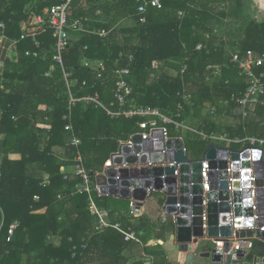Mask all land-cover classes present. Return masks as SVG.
Returning <instances> with one entry per match:
<instances>
[{
	"label": "trees",
	"instance_id": "obj_1",
	"mask_svg": "<svg viewBox=\"0 0 264 264\" xmlns=\"http://www.w3.org/2000/svg\"><path fill=\"white\" fill-rule=\"evenodd\" d=\"M59 2L0 0V23L5 24L0 33L17 41L0 72V264H138L140 244L127 241L112 227L97 231L98 217L89 211L88 195L76 193L82 179L72 167L76 148L65 130L68 95L63 71L53 61L52 30L45 25L22 28L23 22L45 15ZM137 6L136 0L72 1L69 16L80 19L85 28L73 33L64 53L65 67L78 81L76 95L98 91L105 103L114 99V79L101 85L94 66L83 63L103 60L110 72L130 69L132 96L140 105L173 115L182 104L180 119L190 118L209 133L232 139L264 137V105H254L243 119L241 106L230 100L242 96L247 87L238 65L230 62L231 52H264V19L257 21L243 0H163L162 8L151 7L145 14ZM239 19L243 20L238 29L233 22ZM99 31L107 35L101 37ZM216 64H223V71L208 80L210 66ZM83 80L88 85L83 86ZM227 99L229 104H224ZM222 114L233 120H222ZM73 120L87 167L101 171L119 141L143 131L139 123L148 119H113L101 108L79 104ZM201 141L207 150L211 142ZM220 144L235 150L245 146ZM95 181L93 176L92 184ZM93 196L109 211L111 222L130 224L128 201L97 191ZM124 201L127 208L122 207ZM136 216L134 226L142 231V240L158 241L145 248L155 255L156 264H179L170 261L163 246L166 235L175 232L172 217L162 223L144 211ZM13 223L17 227L10 237ZM260 249L256 241L248 259L264 256Z\"/></svg>",
	"mask_w": 264,
	"mask_h": 264
},
{
	"label": "built area",
	"instance_id": "obj_2",
	"mask_svg": "<svg viewBox=\"0 0 264 264\" xmlns=\"http://www.w3.org/2000/svg\"><path fill=\"white\" fill-rule=\"evenodd\" d=\"M72 1L60 0L58 4L47 8L45 15L37 16V24L45 25L46 29L52 30L55 39L53 61L63 71L68 95L67 113L64 115L67 119L65 130L70 135L71 145L76 148L72 167L75 175L82 179L76 193L88 195L89 211L98 217L96 230L102 231L107 227L116 229L127 241H135L142 247L138 264H156L155 255L145 248L157 244L158 241L151 239L144 242L141 237L142 231H138L134 226L137 213L143 211V206L139 207V200L134 197V184L143 182L149 185L157 182L162 187L159 190L153 188L149 193L154 191L164 193L159 221L165 223L169 217H172L180 245L186 243L188 247H194L189 251L198 254L199 244L205 240L210 242L211 248L204 251L214 250L221 253L222 264H244V259H248L254 251L256 241H260L261 247L264 248V239L256 234L257 231L264 232V137L247 136L245 139H232L226 134L209 133L193 125L190 118L180 119L182 104L177 105V111L173 115H167L159 108L140 105L132 96L134 89L128 80L130 69L122 67L110 72L103 60L92 64L90 60L84 59L83 63L85 66H94L101 85L105 86L112 78L114 79V99L105 103L98 91L76 95L73 88L78 81L72 79L71 72L66 69L64 53L71 43L73 33L85 31V28L80 19L69 16ZM136 2L138 12L141 14H145L151 7L158 9L163 7V0H136ZM141 21L144 22L145 17H142ZM0 27L5 28L4 22L0 23ZM98 33L101 37L107 35L106 31ZM25 35L23 34L22 37L24 38ZM4 37L7 36L0 33V39ZM16 44L17 41L14 40V47ZM202 47V44L197 46L198 49ZM230 62L238 65L239 75L247 83L242 96L233 95L230 98L241 106L242 118L245 119L251 107L257 104L264 105L262 100L264 52L260 53L254 49L242 52L238 49L231 52ZM3 68L4 61L0 62V72ZM186 68L187 65L184 64L181 71L184 72ZM223 68V64L210 66L207 79L219 77ZM52 70L53 66L46 72V76H49ZM152 77L155 75L153 74ZM82 85H88L87 80H83ZM184 98L186 101L190 100L189 96ZM223 103L229 104V100H224ZM79 104L101 108L113 119L119 117L148 119L139 123L143 131L133 132L127 140H120L118 149L106 159L103 169L95 171L96 175H107V171L110 170L114 176L113 183H118L122 187L123 172L137 174L135 170L155 169L153 173L139 174L138 177L131 178L134 184L129 188L130 224L127 226L121 222H111L109 211L99 207L93 196L94 191L102 194L97 176H94L96 181L92 184L93 176L90 174L92 170L86 165L82 151L83 142L74 126V112ZM210 109L215 112L217 107L211 104ZM0 115H2L1 110ZM182 129L196 134L201 140L211 142L202 158H189L185 139L179 135ZM243 142L245 146L240 150L220 144ZM182 152L186 155L184 160L178 158ZM197 162L201 165L199 170L194 166ZM48 178L49 175H45V179ZM210 208H212V218L209 214ZM212 219L218 229L230 228V234H210ZM1 227L0 225V229ZM16 227L17 223L10 225V237ZM183 229H186L185 234L188 233L185 239ZM243 232L245 235H242ZM247 232H252V235H248ZM248 260L249 264H264V256L254 255Z\"/></svg>",
	"mask_w": 264,
	"mask_h": 264
},
{
	"label": "water",
	"instance_id": "obj_3",
	"mask_svg": "<svg viewBox=\"0 0 264 264\" xmlns=\"http://www.w3.org/2000/svg\"><path fill=\"white\" fill-rule=\"evenodd\" d=\"M181 160H184L186 158L185 153H181L178 157ZM196 170H199L201 168V165L197 162L195 165ZM155 169H149V170H135V172L137 171V174L133 173V172H123L124 176H123V186L120 187L118 185V183H113V178L114 176H112V172L110 170L107 171V175H96L95 171H90V174L92 176H97V181L100 187V192L102 195H109V196H113V197H117L120 199H129L131 196V192H130V185L134 184L131 180V178L134 177H138L137 175L139 174H144V173H153ZM135 186V191H134V197L137 198L139 200V207H142L144 202L147 200V198L152 194L149 193V190L156 188V189H160L162 186L160 183H152L149 185H145L143 184V182L141 183H137L134 184ZM168 192V191H166ZM209 214L212 218V208L209 209ZM211 229H210V234H214V235H225V234H230V228H226V229H218L216 226L215 221L212 219L211 220ZM248 235H252V232H247ZM176 234V233H175ZM175 234H172V237H175ZM257 236L261 237L264 239V232L262 231H257L256 232ZM242 235H245V233L243 232ZM194 247L189 246L186 243H182L180 245V253H179V262L180 264H193L194 260L198 257L200 258H204L207 260L206 263L203 264H222V255L221 253H218L214 250L212 251H204V252H199L198 254L193 253L192 251L189 250H193ZM260 251H264V248L261 247Z\"/></svg>",
	"mask_w": 264,
	"mask_h": 264
},
{
	"label": "crops",
	"instance_id": "obj_4",
	"mask_svg": "<svg viewBox=\"0 0 264 264\" xmlns=\"http://www.w3.org/2000/svg\"><path fill=\"white\" fill-rule=\"evenodd\" d=\"M243 2L245 5L244 7L250 5L247 10H252V14L257 19V21L260 22L264 19V0H243ZM252 6L255 8H253ZM242 20L243 19L234 20V22H233L234 26L239 29L241 26ZM37 22H38L37 16H32L29 19V21L23 22L22 28L26 29L28 26H37L38 25ZM14 48H15L14 47V40L12 38L4 37V38L0 39V62L4 61L7 57L12 55V53L14 52ZM148 203H149V197L144 202L142 210L148 216H150L153 220L157 219V217H159L161 205L159 206V208L156 211H153L154 208L153 207L149 208ZM175 233H176V228H175L174 233H168L167 234L168 238L166 239L163 246L168 253V257H169L170 261L175 262V263H179V261H180L179 260L180 243H179L178 236ZM172 234H175V237H172ZM183 235H184V239H185V237L187 238V235H185L184 233H183ZM58 240H59V238H57L56 241L59 242ZM154 240H156V239H154ZM152 243H153V241H152Z\"/></svg>",
	"mask_w": 264,
	"mask_h": 264
},
{
	"label": "rangeland",
	"instance_id": "obj_5",
	"mask_svg": "<svg viewBox=\"0 0 264 264\" xmlns=\"http://www.w3.org/2000/svg\"><path fill=\"white\" fill-rule=\"evenodd\" d=\"M221 117L223 118L222 120L227 121V122H231L233 120L232 117H229L228 115H225V114H222ZM179 135L183 136L185 139V143H186V147H187V151H188L187 154H188L189 158L199 159V158L203 157V155L206 151V147H205V145H207L206 143L202 142L201 139L196 136V134H193L192 132H190L188 130L182 129L179 132ZM162 199H164V193L161 191H154L149 196L148 207L149 208L153 207L154 208L153 211H156L159 208V206L161 205ZM125 200L129 202L128 199H125ZM126 201H124V203H123V206H122L123 208H127V206H128V203ZM166 238H168L167 235H166ZM210 248H211L210 242L202 240L199 244V247H198V253L201 251L210 249ZM206 262H207L206 259L198 257L194 260L193 264H203ZM249 262L250 261L248 259H244V264H249Z\"/></svg>",
	"mask_w": 264,
	"mask_h": 264
},
{
	"label": "bare ground",
	"instance_id": "obj_6",
	"mask_svg": "<svg viewBox=\"0 0 264 264\" xmlns=\"http://www.w3.org/2000/svg\"><path fill=\"white\" fill-rule=\"evenodd\" d=\"M186 231V229H183L182 230V233H184ZM188 231V230H187ZM185 234V233H184ZM185 235H187V237H188V233H186Z\"/></svg>",
	"mask_w": 264,
	"mask_h": 264
}]
</instances>
